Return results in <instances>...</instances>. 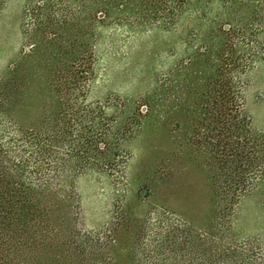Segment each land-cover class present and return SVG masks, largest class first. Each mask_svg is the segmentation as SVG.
<instances>
[{"label":"trees","instance_id":"16d2710c","mask_svg":"<svg viewBox=\"0 0 264 264\" xmlns=\"http://www.w3.org/2000/svg\"><path fill=\"white\" fill-rule=\"evenodd\" d=\"M186 15L201 47L184 128L207 155L212 215L199 227L166 210L116 211L87 229L79 179L123 183L124 144L141 128L124 101L88 100L98 27L175 31ZM22 17L31 48L0 79V264H264V237L234 234L241 201L264 189V132L244 95L264 61V0H28Z\"/></svg>","mask_w":264,"mask_h":264},{"label":"rangeland","instance_id":"374dc122","mask_svg":"<svg viewBox=\"0 0 264 264\" xmlns=\"http://www.w3.org/2000/svg\"><path fill=\"white\" fill-rule=\"evenodd\" d=\"M27 2L5 0L0 11V79L31 48V43L23 44L21 34ZM197 23L186 15L175 31L132 32L124 23L109 21L98 27L88 100L124 101L126 112L136 109L141 128L124 144L129 158L123 183L97 173L79 179L87 229L103 227L116 211L135 218L148 210H166L199 227L211 217L214 196L207 155L184 128L188 113L183 106L190 98L184 85L197 82L200 66L195 52L201 47L195 37ZM190 53L195 60L187 66ZM244 95L253 128L264 132V61L249 73ZM234 234L264 237V189L241 201Z\"/></svg>","mask_w":264,"mask_h":264}]
</instances>
